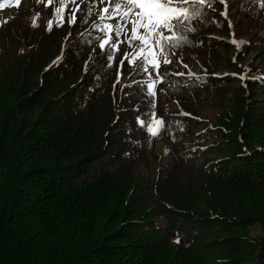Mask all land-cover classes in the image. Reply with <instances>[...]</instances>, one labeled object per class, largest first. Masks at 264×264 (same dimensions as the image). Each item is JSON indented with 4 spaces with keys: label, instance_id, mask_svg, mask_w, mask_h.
Wrapping results in <instances>:
<instances>
[{
    "label": "trees",
    "instance_id": "16d2710c",
    "mask_svg": "<svg viewBox=\"0 0 264 264\" xmlns=\"http://www.w3.org/2000/svg\"><path fill=\"white\" fill-rule=\"evenodd\" d=\"M226 1L157 51L149 97L91 16L48 31L55 3L21 0L0 25V264H264V0Z\"/></svg>",
    "mask_w": 264,
    "mask_h": 264
},
{
    "label": "snow or ice",
    "instance_id": "6c2138e0",
    "mask_svg": "<svg viewBox=\"0 0 264 264\" xmlns=\"http://www.w3.org/2000/svg\"><path fill=\"white\" fill-rule=\"evenodd\" d=\"M15 2L18 6L21 0ZM53 3H55L54 14L61 26L65 15L70 25L78 22V14H82L80 19L85 20L86 23L87 17H92L93 29L101 33L97 38L98 46L109 61H116L121 45L127 43L129 51L119 59V69H122L127 61L132 70L129 75L149 73L150 79L143 84L134 82L141 91L146 89L147 95L153 97L156 95L155 85L158 81L163 82V74L159 71L160 61L154 53L158 51L163 54V64L172 63L171 57L176 54L175 50L185 44L189 39L188 34L194 31L191 23L201 18L206 19L207 11L214 0H47L48 5ZM99 3H104L106 6L94 12L93 9ZM229 23L231 26V22ZM51 25L52 22L49 21L46 30L50 31ZM30 26L33 28L38 26L35 19ZM232 43L240 47L247 42L237 43L233 40ZM184 67L187 68V65ZM119 69L118 75L121 74ZM187 74L195 75L192 72ZM174 75H185V73H174ZM239 79L244 80L245 76L240 75ZM149 103L151 104V101ZM185 115L189 114L185 113ZM152 116L153 119L149 123L139 117L137 121L142 128H147L151 136L157 137L164 130L165 121L163 118H156L155 113ZM176 243H180V240L177 239Z\"/></svg>",
    "mask_w": 264,
    "mask_h": 264
},
{
    "label": "rangeland",
    "instance_id": "374dc122",
    "mask_svg": "<svg viewBox=\"0 0 264 264\" xmlns=\"http://www.w3.org/2000/svg\"><path fill=\"white\" fill-rule=\"evenodd\" d=\"M231 1H232V0H231ZM223 3L227 5V1H226V0H223ZM16 6H17L16 2H11V3H8V4L4 5L2 8H0V25H1L3 22H5L6 20H8L9 17H11V16L14 15V13H15V9H16ZM104 6H106L104 3H99V4L96 5V7H95L94 9H96V10L98 11V10L102 9ZM47 12H48L49 14L45 15V17H44V20H45V26H48L49 21H51V22H52L51 27L61 28V25L58 23V18H57V16L54 14V9H53L51 12H50V11H47ZM223 13H224V16L226 17V20H227L228 22H232L231 18L228 17V14H227V8H225V10H224ZM225 13H226V15H225ZM234 20H235V19H234V17H233V21H234ZM108 22H113V21H108ZM65 23L68 24V22H67V15H65V18H64V22H63V24H65ZM236 24L238 25V27L241 26V23H238V21L236 22ZM129 28H130V25H129ZM236 30H237V29H236ZM236 30H234V31L232 32L231 36H229L230 38L228 39V41L231 43V45H233L234 47L237 48V45H236V44H233L232 41L235 40L237 43H239L240 41H246V42H249L250 35H243V36H242V35H237V36H238V37H237V36H236V32H235ZM242 34H243V33H242ZM219 35H220V34H219ZM220 36H222V35H220ZM122 39H124V38L122 37ZM125 45H126V47H127V51H129V46L127 45V43H125ZM242 46H244V44H243V45H240L239 48H241ZM127 51H126V52H127ZM154 54L156 55L157 52L154 53ZM255 56H257V54H256V53H252V54L249 56L248 60H249V61H252V60L254 59ZM227 71H231V70H230V69H226V70L223 71V73H224V72H227ZM236 84L239 85L240 82L237 81ZM157 146H158V148H162V147L164 146V144L159 143V144H157ZM262 234H263V231H262V229H261V227H260L259 225H256V226L252 227V229H251V235H252V236L256 237V236H259V235H262Z\"/></svg>",
    "mask_w": 264,
    "mask_h": 264
}]
</instances>
